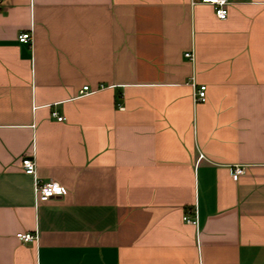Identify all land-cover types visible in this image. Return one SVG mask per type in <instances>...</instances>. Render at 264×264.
I'll list each match as a JSON object with an SVG mask.
<instances>
[{"label": "crops", "instance_id": "crops-1", "mask_svg": "<svg viewBox=\"0 0 264 264\" xmlns=\"http://www.w3.org/2000/svg\"><path fill=\"white\" fill-rule=\"evenodd\" d=\"M0 264H264V0H0Z\"/></svg>", "mask_w": 264, "mask_h": 264}, {"label": "built area", "instance_id": "built-area-1", "mask_svg": "<svg viewBox=\"0 0 264 264\" xmlns=\"http://www.w3.org/2000/svg\"><path fill=\"white\" fill-rule=\"evenodd\" d=\"M193 4H207L211 5L214 8L215 15L222 20L228 18L229 15V6L230 0H192ZM20 42L31 43L33 39L32 33L24 32L19 35ZM187 58L193 60L194 55L192 52L185 54ZM191 85L194 87V101L196 103H203L207 100V86L200 85L197 86L194 81L191 82ZM95 91L91 90L88 85L84 86L81 91V95L91 94ZM52 115L56 117L59 121L65 120V117L58 115L57 112H52ZM22 168L25 173L31 175L35 179V194L36 198L40 202L48 201L57 196L63 195L64 191L62 186L56 181L41 182L37 178V163L36 160L31 156H26L22 159ZM245 169L242 166H236L233 170L234 177L237 179L240 175L244 174ZM184 220L188 223L198 225L199 217L198 211L194 210V214L190 216L186 214ZM17 238L23 242H34L38 240V235L30 232H19L17 233Z\"/></svg>", "mask_w": 264, "mask_h": 264}]
</instances>
